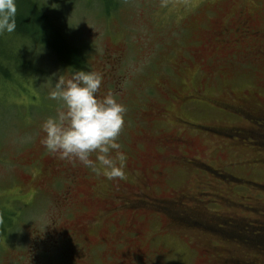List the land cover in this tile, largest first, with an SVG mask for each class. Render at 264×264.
<instances>
[{"label":"rangeland","instance_id":"obj_1","mask_svg":"<svg viewBox=\"0 0 264 264\" xmlns=\"http://www.w3.org/2000/svg\"><path fill=\"white\" fill-rule=\"evenodd\" d=\"M38 3L50 27L37 22L45 17ZM16 9L23 34L0 35V264H114L104 256L122 239L156 252L157 264H264V119L253 123L215 107H264V0H16ZM216 34L238 41L225 45ZM73 48L80 53L61 55ZM73 70L101 73L98 95L112 92L126 107L117 140L127 158L122 180L42 144V124L62 104L49 93ZM167 133L192 141L197 151L187 155L196 159H162L169 154L155 141ZM50 164L86 184L65 201L64 176ZM158 180L156 195L198 211L170 217L179 223L169 234L154 207L130 209L114 197ZM133 218L137 231L129 238L123 230ZM69 251L83 252V260L72 262Z\"/></svg>","mask_w":264,"mask_h":264},{"label":"clouds","instance_id":"obj_2","mask_svg":"<svg viewBox=\"0 0 264 264\" xmlns=\"http://www.w3.org/2000/svg\"><path fill=\"white\" fill-rule=\"evenodd\" d=\"M16 10V0H0V35L16 30ZM102 82V74L93 71L59 76L49 98L62 104L55 117L42 124V144L62 160L79 161L108 180H122L127 158L117 140L127 110L112 92L98 95Z\"/></svg>","mask_w":264,"mask_h":264},{"label":"flooded vegetation","instance_id":"obj_3","mask_svg":"<svg viewBox=\"0 0 264 264\" xmlns=\"http://www.w3.org/2000/svg\"><path fill=\"white\" fill-rule=\"evenodd\" d=\"M250 22V20L248 21ZM264 32V29H261L260 32ZM231 35L228 32L225 31L224 36ZM235 36V34L233 35ZM253 36H258L257 34H254ZM243 39L245 40L247 37V34H242ZM252 37V35H251ZM216 38L219 39L222 43L225 45H230L231 43L237 42V37L234 38L232 41L224 40L220 38L219 34H216ZM261 38V36H260ZM259 56L264 55V49L263 51L258 53ZM236 58H241L237 54H235ZM246 59V58H241ZM104 72H107V69H104ZM111 76L109 74L104 75V79H109ZM264 85V83H263ZM100 93V92H99ZM138 106L134 107V111L137 112L138 118H142L145 113V106L142 104H139ZM216 109L221 112L229 113L230 115L237 117V118H245L246 120H249L250 122L255 123L254 121H259L264 119V107L263 106H256V109H249L247 110L246 107H237L229 105L226 103H220L217 104ZM155 116L154 114H151L150 117L153 118ZM182 122V119L179 120ZM207 132L220 134L223 136H228L225 132H223L222 128L219 127H204ZM239 128H236L235 130H238ZM244 130H239L238 133H242ZM139 134H142L140 131ZM153 134H159V133H153ZM247 134H254V132L247 133ZM244 134V135H247ZM235 135V134H234ZM183 136L175 135L172 133H167L165 135H162L159 137L155 143L159 145V151L163 152L166 151L169 154V157H163L162 159H166L167 161L177 162L183 160V159H192L194 157L188 156L187 154L191 151H194L197 147L194 145V143L189 140L181 139ZM162 139V140H161ZM196 159V158H194ZM162 161V162H167ZM49 167L52 169L54 173H57L59 171V166H53L52 164L49 165ZM61 172V170L59 171ZM64 176V183L67 187L66 192L64 193V200L68 201L71 199V195L73 194V190H75V186L77 183L80 184H86L87 179L86 177H78L74 173H69V175H64L65 172H61ZM165 174H163L160 171L156 172V177L166 182V179L163 178ZM169 183V181H168ZM159 185H161V182L158 180L156 182H151L148 185H145L142 188L137 189H129L125 190L123 188L119 189L117 191V194L114 196L116 199H123L122 201L118 200L121 203V206H127L130 209H134L137 207H154L155 209H152L154 212H159L169 224L168 229L165 231L167 234L170 233V229L174 226H176L179 223V220H177V223H175L171 218L175 219L176 215H180L181 218L184 216H190L195 217L196 215H193V213H198L196 209L185 207L184 202L177 199H172L169 197H163L161 195H156L155 192L159 190ZM154 192V193H152ZM158 209V210H156ZM193 212V213H192ZM169 214V215H168ZM171 215V216H170ZM169 216V217H168ZM171 217V218H170ZM181 224H184L182 219H180ZM124 232L128 233V237L131 238L135 232L137 231L136 226V219H131L130 223L126 225ZM74 234L71 231L67 232L66 238L67 240L71 241L73 240ZM141 248V249H140ZM107 253H110L109 256H106ZM157 253L154 251L146 252V248L140 245L130 244L125 242V239H122V243L119 244L117 247L113 248L112 250H108L105 253V258L110 259L114 262V264H124V260L129 258L132 260L131 264H141L139 260L143 259V257L147 258L148 261L146 264H157L155 255ZM69 257L71 258L72 262H78L82 261L84 256V253L81 251H69L68 252ZM114 255H117V257H113ZM102 258H99L100 260ZM230 259H225L222 262L226 263H232Z\"/></svg>","mask_w":264,"mask_h":264},{"label":"trees","instance_id":"obj_4","mask_svg":"<svg viewBox=\"0 0 264 264\" xmlns=\"http://www.w3.org/2000/svg\"><path fill=\"white\" fill-rule=\"evenodd\" d=\"M34 8V7H33ZM37 9H38V11L40 12V11H42L43 13H44V15H45V17H43V16H41V13H40V16H37L36 17V20H37V22L39 23V24H42L43 25V27H50L53 23H52V20H51V17L49 16H47L46 14H45V12H44V10H42L41 9V5L38 3L37 4ZM45 20H46V22H45ZM32 24V23H31ZM18 25V24H17ZM30 25V24H29ZM29 27L30 26H28L26 29H29ZM25 29V28H24ZM15 32V34L16 35H22L23 34V32L22 31H20V30H16V31H14ZM66 51V54H63V51H60L61 52V55L62 56H67V55H74L72 52H75L76 54H78V53H80L79 51H78V49H76V48H73V49H70V50H65ZM69 51V52H68ZM75 56V55H74ZM76 60V57L74 58V61ZM77 62H78V64H79V67L83 64V57H80V56H77ZM264 245V244H263Z\"/></svg>","mask_w":264,"mask_h":264}]
</instances>
